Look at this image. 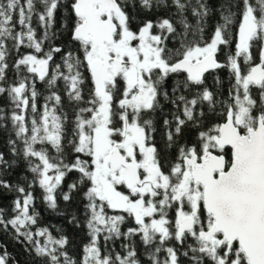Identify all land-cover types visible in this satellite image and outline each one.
Listing matches in <instances>:
<instances>
[{
	"label": "snow or ice",
	"instance_id": "6c2138e0",
	"mask_svg": "<svg viewBox=\"0 0 264 264\" xmlns=\"http://www.w3.org/2000/svg\"><path fill=\"white\" fill-rule=\"evenodd\" d=\"M0 100V264H264V0H0Z\"/></svg>",
	"mask_w": 264,
	"mask_h": 264
},
{
	"label": "trees",
	"instance_id": "16d2710c",
	"mask_svg": "<svg viewBox=\"0 0 264 264\" xmlns=\"http://www.w3.org/2000/svg\"><path fill=\"white\" fill-rule=\"evenodd\" d=\"M214 19L215 18H213V21H214ZM209 83H211V80L209 81ZM3 102H4L3 100H0V104H2ZM6 135H7L6 133L0 132V144L3 143V140H4ZM10 203H11L10 197H8L6 199H0V204H2L5 207H8L10 205ZM37 207L40 209L42 216L46 222L52 223V224H58L61 222L60 218L55 216L54 214H49V213L44 212L43 205L39 201H37ZM0 242L7 243L8 244V250L13 255H16V256L20 255L21 249L19 248V246L12 243L7 236L0 235ZM20 259L23 260L24 257L20 256Z\"/></svg>",
	"mask_w": 264,
	"mask_h": 264
}]
</instances>
